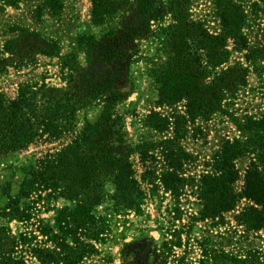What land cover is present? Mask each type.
Segmentation results:
<instances>
[{
    "label": "trees",
    "instance_id": "trees-1",
    "mask_svg": "<svg viewBox=\"0 0 264 264\" xmlns=\"http://www.w3.org/2000/svg\"><path fill=\"white\" fill-rule=\"evenodd\" d=\"M18 1L7 0L6 4L16 5ZM210 1L216 29L205 19L192 16L191 0H91V21L99 27L98 32L78 35L76 50L60 54L56 39L24 26L4 42L8 58L0 56V73L9 64L23 66L42 54L58 58L63 82L60 86L43 81L23 83L13 98L0 91V155L41 139L69 137L59 149L26 167L19 188L20 198L37 194L46 199L47 207L51 199L65 201L55 208L54 223L43 226L51 245L34 248L35 264H81L85 256L97 251L94 242L106 230V219L97 208L109 200L114 211H127L138 207L143 198L130 160L132 147L117 110L126 97L118 84L128 79L142 40L154 36L167 56L157 64L160 67L154 77L159 98L171 101L183 92L200 96L193 93L197 71L202 73L207 64L214 68L228 62L229 45L234 50H246L245 61L251 53L264 50L260 43L248 42L244 34L246 2L258 11L264 0ZM46 4L56 11L62 0H46ZM167 17L169 21L161 23ZM178 50L185 51L180 59L176 58ZM235 66L241 68L242 62H234L227 71ZM242 72L243 78L244 68ZM196 105L201 106V102ZM207 105L216 107L214 100ZM87 108L96 109L94 120L80 117ZM239 126L246 131L245 139L225 140L213 157V168L201 177L208 208L200 213L216 217L234 210L240 200H248L236 220L245 238H256L264 230V112L245 117ZM241 156L248 158V164L242 187L236 191L233 184L239 170L235 160ZM13 210L5 215L15 217L18 205ZM1 234L4 230L0 228L3 239ZM7 244L1 242L0 248ZM205 249L200 260L204 264H264V248L251 240L241 246L240 254L222 248Z\"/></svg>",
    "mask_w": 264,
    "mask_h": 264
},
{
    "label": "rangeland",
    "instance_id": "rangeland-1",
    "mask_svg": "<svg viewBox=\"0 0 264 264\" xmlns=\"http://www.w3.org/2000/svg\"><path fill=\"white\" fill-rule=\"evenodd\" d=\"M6 1L0 0V56H8L4 42L20 26L56 39L60 54L77 49L78 35L98 32L99 27L91 21V0H62L56 11L46 0H19L16 5ZM191 2L192 16L205 19L216 29L211 1ZM258 9L246 2L248 20L244 34L248 42L264 46V4ZM168 21L167 17L161 23ZM228 49V62L214 68L207 64L202 73L197 71L199 77L193 93L200 96L183 92L171 101L168 97L159 98L154 77L160 67L157 64L166 60V54L154 36L140 42L128 79L118 84L126 97L117 110L132 147L130 160L143 198L138 207L127 211H114L109 200L97 208V213L106 219V230L94 242L97 251L85 256L81 264H204L200 260L205 248L240 254L241 246L249 240L264 248V230L256 238H245L237 223L236 214L248 200H240L234 210L216 217L200 213L208 208L201 177L213 168L214 155L225 140L245 139L246 131L239 126L244 124L245 117L264 112V50L251 53L245 61L246 50H234L233 45ZM184 54V50H178L176 58ZM57 61L55 56L38 54L34 62L23 66L9 64L0 73V91L13 98L23 83L62 85ZM236 61L242 62V67L235 66L228 72L229 65ZM209 100L215 101V108L207 105ZM198 102L201 106L196 105ZM83 115L94 120L96 109L87 108L80 117ZM68 140L67 136L41 139L24 149L0 155V228L7 236L1 234L0 243H8L0 248V264H35L34 248L51 245L43 226L54 223V210L65 201L51 199L47 207L46 199L37 194L20 198L18 193L26 167ZM247 164L246 156L235 160L239 170L233 184L236 191L242 187ZM107 187L111 189V185ZM17 205L15 217L5 215Z\"/></svg>",
    "mask_w": 264,
    "mask_h": 264
}]
</instances>
